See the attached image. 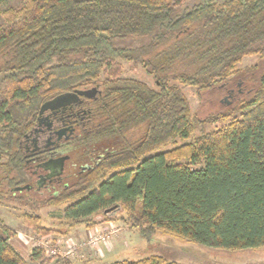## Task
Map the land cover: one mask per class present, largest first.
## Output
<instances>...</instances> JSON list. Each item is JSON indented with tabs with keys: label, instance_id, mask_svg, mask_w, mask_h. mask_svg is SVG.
<instances>
[{
	"label": "trees",
	"instance_id": "obj_1",
	"mask_svg": "<svg viewBox=\"0 0 264 264\" xmlns=\"http://www.w3.org/2000/svg\"><path fill=\"white\" fill-rule=\"evenodd\" d=\"M181 2L24 0L1 12L9 24L0 27V191L32 186L20 178L28 170L21 141L41 106L98 87L75 103L74 132L61 145L80 170L43 205H64L71 226L120 218L146 238L160 229L226 250L264 247V70L247 69L252 85L240 91L237 115L194 140L199 125L232 111L199 119L183 91L232 89L246 56L264 61V0ZM119 59L141 64L158 89L123 77ZM178 139L185 142L167 149ZM40 221L25 216L51 233ZM16 235L0 219V264H27L10 243ZM51 258L43 247L30 256ZM111 264L180 263L151 256Z\"/></svg>",
	"mask_w": 264,
	"mask_h": 264
},
{
	"label": "rangeland",
	"instance_id": "obj_2",
	"mask_svg": "<svg viewBox=\"0 0 264 264\" xmlns=\"http://www.w3.org/2000/svg\"><path fill=\"white\" fill-rule=\"evenodd\" d=\"M23 1L0 0V27L9 24L1 12L7 8L22 7ZM198 1L182 0L181 7L190 6ZM118 61L122 64L123 77L141 80L150 87L158 89L154 77L149 75L141 64H135L123 59ZM255 66L259 67L254 76L264 70V61L257 55L246 56L238 65L239 72L229 82V86L233 90L232 94H229L227 88L199 92L196 87H183L193 114L199 119H204L212 114H229L232 111L230 116L223 120L199 125L191 140H194L203 131H213L225 125L234 115H237L236 105L239 93L244 92L248 85H252L250 75H247L246 71ZM184 142L178 139L175 143L169 145L167 149L181 145ZM72 162V160L66 162L63 178L52 189L49 186L50 188H43L41 191L40 189H23L11 193L13 190L9 191L8 188H2L5 191H0V217L5 222L10 223L14 229L22 231V234L29 237L28 244L30 246L33 245L34 248L43 247L46 250V258L52 257V261L49 264H57L58 258H67L75 263H81V260L76 261V259L85 250L92 251V257H94V260L88 262L89 264H111L117 260H140L151 256H161L167 261H175L180 264H264V247L226 250L176 237L160 229H156L150 238H146L142 235L140 228L133 226L132 222L127 223L120 218L116 221H102L96 225L97 228L91 230L89 236L95 234L104 235L107 237L106 241L108 243H100L96 247L92 246L88 241L89 236L80 238L79 235L72 233V229L77 225L83 228L90 227L85 223L71 226L70 223L65 222L62 214V210L65 208L64 205L46 206L42 204L51 195L61 191L65 184L72 183L73 176L80 170V165H73ZM202 165L203 163L198 166ZM20 178L32 184L36 181V177L32 176L28 170L25 176ZM27 184L24 183L19 186ZM34 214L41 215L40 225L51 228V233L36 232L25 224V216ZM122 215L127 216L124 211L118 213V217ZM96 220H99V217ZM143 227L146 228V225ZM72 242L83 245L81 248L68 253ZM52 249H55L56 253L49 256V251Z\"/></svg>",
	"mask_w": 264,
	"mask_h": 264
},
{
	"label": "flooded vegetation",
	"instance_id": "obj_3",
	"mask_svg": "<svg viewBox=\"0 0 264 264\" xmlns=\"http://www.w3.org/2000/svg\"><path fill=\"white\" fill-rule=\"evenodd\" d=\"M227 91L229 94H232L233 90L227 89ZM74 109L75 103L46 111L41 115L40 121L38 116L36 126L21 141L28 171H30L32 176L36 177L35 183L30 188L31 190L40 189L41 191L43 188L47 189L49 186L52 189L63 178L65 169L62 175L47 178L48 172L40 165L49 159L67 155L61 145L74 132L72 127L73 120L71 118L75 116V113H73ZM59 134L61 138H59Z\"/></svg>",
	"mask_w": 264,
	"mask_h": 264
},
{
	"label": "water",
	"instance_id": "obj_4",
	"mask_svg": "<svg viewBox=\"0 0 264 264\" xmlns=\"http://www.w3.org/2000/svg\"><path fill=\"white\" fill-rule=\"evenodd\" d=\"M99 86V85H98ZM98 87H93L89 89H77L72 92H66L63 94H60L56 96L55 98L46 101L42 106L39 111V121L41 120V115L45 113L48 110H55L60 107H65L67 105H71L73 103L79 102L81 100V97H86V98H93L97 94ZM59 138L60 134H59ZM69 159L68 155H63L57 158L49 159L40 166L47 171V178H52L56 176H60L63 174L64 169H65V163ZM30 185H25V186H17L14 187L12 190L13 191H19L23 189H30Z\"/></svg>",
	"mask_w": 264,
	"mask_h": 264
},
{
	"label": "crops",
	"instance_id": "obj_5",
	"mask_svg": "<svg viewBox=\"0 0 264 264\" xmlns=\"http://www.w3.org/2000/svg\"><path fill=\"white\" fill-rule=\"evenodd\" d=\"M0 219L4 222L5 225H7L8 227L12 228L13 230H15L17 232V235L13 238L10 239V243L16 248V250L22 255V257L27 261V264H43L41 261H31L30 260V256L31 253L34 249L33 245H29V237H27L26 235L22 234V231L14 229L10 223L5 222L1 217ZM96 227L93 228H87V227H79V225H77L76 227H74L72 229V233H74L75 235H79L80 238L82 237H87L89 236V233L91 232V230L96 229ZM71 232V231H70ZM91 252V253H90ZM81 258V259H79ZM94 257H92V251L90 250H85L84 252H82V255L78 256L76 261H80L81 263L78 264H89L88 262H90ZM44 264H49L44 263Z\"/></svg>",
	"mask_w": 264,
	"mask_h": 264
},
{
	"label": "built area",
	"instance_id": "obj_6",
	"mask_svg": "<svg viewBox=\"0 0 264 264\" xmlns=\"http://www.w3.org/2000/svg\"><path fill=\"white\" fill-rule=\"evenodd\" d=\"M107 237L104 236V235H90L89 236V242L92 246L96 247L98 246L100 243H108L106 241ZM83 244L81 243H73L72 242V245L69 246V250H68V253H70L71 251L73 252L74 250L78 249V248H81ZM48 251V250H47ZM49 256H52L56 253V250L55 249H52L49 251Z\"/></svg>",
	"mask_w": 264,
	"mask_h": 264
}]
</instances>
